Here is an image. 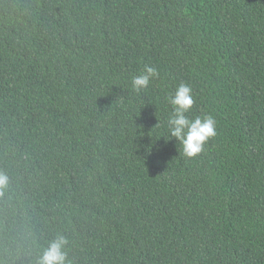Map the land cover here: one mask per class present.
Here are the masks:
<instances>
[{
    "label": "trees",
    "instance_id": "16d2710c",
    "mask_svg": "<svg viewBox=\"0 0 264 264\" xmlns=\"http://www.w3.org/2000/svg\"><path fill=\"white\" fill-rule=\"evenodd\" d=\"M0 172V264H264V0H0Z\"/></svg>",
    "mask_w": 264,
    "mask_h": 264
},
{
    "label": "clouds",
    "instance_id": "9594fccd",
    "mask_svg": "<svg viewBox=\"0 0 264 264\" xmlns=\"http://www.w3.org/2000/svg\"><path fill=\"white\" fill-rule=\"evenodd\" d=\"M159 75L154 66H145L143 72L134 77L132 86L136 91L146 89L153 78ZM172 112L168 119V133L180 141L181 154L187 158L197 157L204 146L217 135V121L206 114L189 118L186 113L193 109L194 97L192 87L184 82L175 87V91L169 97ZM9 177L0 172V193L8 187ZM68 244L66 237L57 235L49 242L38 264H70L67 260L65 247Z\"/></svg>",
    "mask_w": 264,
    "mask_h": 264
}]
</instances>
